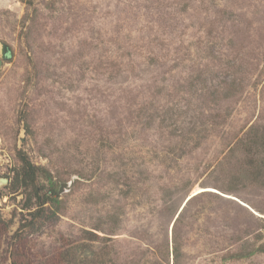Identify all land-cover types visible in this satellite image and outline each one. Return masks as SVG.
I'll use <instances>...</instances> for the list:
<instances>
[{
  "label": "rangeland",
  "instance_id": "rangeland-1",
  "mask_svg": "<svg viewBox=\"0 0 264 264\" xmlns=\"http://www.w3.org/2000/svg\"><path fill=\"white\" fill-rule=\"evenodd\" d=\"M1 42L3 264H264V0H0Z\"/></svg>",
  "mask_w": 264,
  "mask_h": 264
},
{
  "label": "trees",
  "instance_id": "trees-1",
  "mask_svg": "<svg viewBox=\"0 0 264 264\" xmlns=\"http://www.w3.org/2000/svg\"><path fill=\"white\" fill-rule=\"evenodd\" d=\"M252 146L253 142L245 140H241V147L248 155L252 154ZM18 157L21 162V168L16 169L11 187L13 190H18L19 187L30 188L32 193H34V198H36V203L39 206H44L46 203L52 200V194L56 193V187L52 182L51 174L44 168L35 165L27 152L19 150ZM260 159V160H259ZM257 161L258 171L264 173V157L259 158ZM253 162L248 161L245 165L247 173H249ZM40 175H43L47 178L51 185L49 189L42 192V186L38 184V178ZM178 221V219H177ZM176 221V222H177ZM24 229V225L20 226L19 229L16 231L15 235L12 237L10 242V249H9V259L10 264H34L26 252L23 244V237H22V230ZM9 232V223L4 220L0 216V264H3L4 259L2 257V237L7 235ZM173 254H174V262L177 264V260L182 256V243L178 235L176 234V223L174 228V237H173Z\"/></svg>",
  "mask_w": 264,
  "mask_h": 264
},
{
  "label": "water",
  "instance_id": "water-1",
  "mask_svg": "<svg viewBox=\"0 0 264 264\" xmlns=\"http://www.w3.org/2000/svg\"><path fill=\"white\" fill-rule=\"evenodd\" d=\"M1 58L0 59H4L10 56L11 54V47L5 43V42H1ZM23 141V139H21ZM4 180V181H3ZM0 179V183H4L7 182V179ZM73 181H67V182H63L61 183V186L59 188V193H64L66 191H69L72 187Z\"/></svg>",
  "mask_w": 264,
  "mask_h": 264
}]
</instances>
